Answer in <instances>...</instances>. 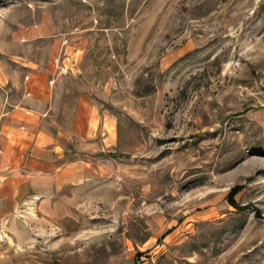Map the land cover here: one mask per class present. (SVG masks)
Masks as SVG:
<instances>
[{
    "label": "rangeland",
    "instance_id": "374dc122",
    "mask_svg": "<svg viewBox=\"0 0 264 264\" xmlns=\"http://www.w3.org/2000/svg\"><path fill=\"white\" fill-rule=\"evenodd\" d=\"M38 53L104 149L0 264H264V0H0V81Z\"/></svg>",
    "mask_w": 264,
    "mask_h": 264
},
{
    "label": "crops",
    "instance_id": "0c3cea01",
    "mask_svg": "<svg viewBox=\"0 0 264 264\" xmlns=\"http://www.w3.org/2000/svg\"><path fill=\"white\" fill-rule=\"evenodd\" d=\"M48 59L33 55L22 77L0 81V220L31 204L47 214L58 188L81 179L77 156L104 149L97 107Z\"/></svg>",
    "mask_w": 264,
    "mask_h": 264
}]
</instances>
